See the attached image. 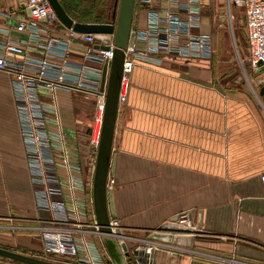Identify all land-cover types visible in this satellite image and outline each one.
<instances>
[{
    "label": "crops",
    "instance_id": "crops-1",
    "mask_svg": "<svg viewBox=\"0 0 264 264\" xmlns=\"http://www.w3.org/2000/svg\"><path fill=\"white\" fill-rule=\"evenodd\" d=\"M213 1H201L195 34L216 33ZM170 2L186 0H159L155 10ZM146 21L145 7L135 0L131 30H143ZM213 56H163L159 66H135L118 109L111 178L118 227L146 240L171 217L194 210L196 222L201 211L193 247L162 246L153 264H264V104L256 84L249 94L215 78ZM68 94L76 93H60V101ZM62 111H68L64 101ZM19 125L11 78L0 73V248L40 255L41 239L26 227L49 220L51 212L38 202L42 187L31 190ZM21 234L34 246L19 242ZM0 264L15 263L0 258Z\"/></svg>",
    "mask_w": 264,
    "mask_h": 264
},
{
    "label": "built area",
    "instance_id": "built-area-1",
    "mask_svg": "<svg viewBox=\"0 0 264 264\" xmlns=\"http://www.w3.org/2000/svg\"><path fill=\"white\" fill-rule=\"evenodd\" d=\"M0 1V73L11 78L30 184L42 187L38 202L51 212L49 220L36 221L26 229L41 239V260L112 264L106 261L108 256L101 243L104 234L95 223L92 185L105 106L101 78L113 57L114 34L108 35L109 43L103 49L93 34L59 28L48 0ZM201 1L186 0L184 5L170 2L167 9L157 11L155 5L159 0H139L145 7L147 21L143 30L130 31L124 50L119 107L125 103L135 66H159L163 56L188 59L211 56V35L193 32L201 28ZM225 1L227 5L233 3L243 8L247 61L250 70L259 75L254 82L259 88L264 85V0ZM56 30L64 34L57 36ZM74 54H78L76 59ZM60 93H76L93 101L88 140L94 149L91 162L87 157L81 162L74 161L77 144H70L72 134L63 128ZM260 182L264 191V173ZM113 183L108 178L107 189H112ZM179 223L189 224L185 217H179ZM111 227L112 233L106 236L126 245L127 264H153L154 253L168 246L149 239H134L116 221L111 222ZM115 228L120 229V236L115 234ZM128 241L137 244L129 248Z\"/></svg>",
    "mask_w": 264,
    "mask_h": 264
},
{
    "label": "water",
    "instance_id": "water-1",
    "mask_svg": "<svg viewBox=\"0 0 264 264\" xmlns=\"http://www.w3.org/2000/svg\"><path fill=\"white\" fill-rule=\"evenodd\" d=\"M51 8L56 14L59 28L72 29L82 34H93L97 42L109 43L108 35L114 34L113 57L108 65V71L103 69L101 78V90L105 92V106L102 120L100 140L97 148L95 171L92 185V200L95 223L98 231L104 236L101 243L106 251L107 262L112 264H127L125 257L128 255L125 244L119 245L117 240L109 237L112 233L111 222L116 221L113 203V190L107 189L108 178H114L116 155L113 153V140L118 115V96L124 61V50L129 42V36L133 20L135 0H118L116 2L117 12L112 14L110 23H77L73 21L63 9L58 0H48ZM29 15V13H28ZM114 23V24H113ZM263 69H259L261 72ZM257 96L264 104V85L259 87ZM194 210L173 216L162 223L156 230L152 231L148 239L168 246L190 249L193 247L194 236L201 230V211H198V219L194 222ZM179 217H185L188 225H181ZM194 227L195 229H191ZM117 236L121 235L120 229L115 228ZM0 258L20 264H60L44 261L33 257L0 248Z\"/></svg>",
    "mask_w": 264,
    "mask_h": 264
},
{
    "label": "rangeland",
    "instance_id": "rangeland-1",
    "mask_svg": "<svg viewBox=\"0 0 264 264\" xmlns=\"http://www.w3.org/2000/svg\"><path fill=\"white\" fill-rule=\"evenodd\" d=\"M62 1L67 0H61L60 2ZM100 1L102 7H100L95 12V15H101V17L105 18L106 14L104 11L106 9L108 12L107 16L111 15L114 11L117 12L116 2H118V0ZM226 3L227 2L225 0H214L213 7L211 8V12L215 13L213 22H215L216 25V33L211 36L210 43L211 56L214 51V56L211 64L215 67V78L223 81L224 85L228 83L229 87H236L237 90H244L249 94L253 93V91L256 93L254 82L257 80L259 75L258 73L255 74L250 70L247 61L248 51L243 23V8L238 7L233 3H229V5H227ZM63 101L67 103L68 111L66 113L62 111ZM63 101H60L59 95L58 102L59 106L61 102L60 116L62 118V123L64 124L63 126L67 133L72 134L69 138L70 144H77L76 151L73 153L74 157L80 158V156L84 154L81 157V160L83 161V159L87 157L89 158L88 161L90 160L91 162L93 161L94 149L92 146H90L88 140L90 136L89 127L92 122V114L94 111L93 101L90 97L79 94H68V96H66ZM80 148H83L84 152H79ZM35 186L37 187V185L30 184L32 191H34L33 188ZM32 234L37 235L33 232L31 233V235ZM18 237H20L19 242L24 238L27 242L34 246V244H32L30 235L21 234ZM33 242L37 243L36 240H34ZM20 251L23 252L22 250ZM25 256L40 260L42 259L40 255L30 254ZM13 263L20 264L16 262Z\"/></svg>",
    "mask_w": 264,
    "mask_h": 264
},
{
    "label": "trees",
    "instance_id": "trees-1",
    "mask_svg": "<svg viewBox=\"0 0 264 264\" xmlns=\"http://www.w3.org/2000/svg\"><path fill=\"white\" fill-rule=\"evenodd\" d=\"M61 5L67 15L77 23H110L111 15L107 16V9L104 11L106 17L95 15V12L102 7L100 0H67Z\"/></svg>",
    "mask_w": 264,
    "mask_h": 264
}]
</instances>
